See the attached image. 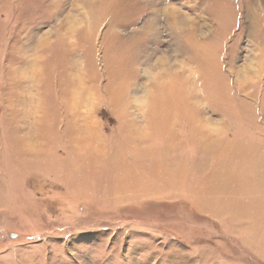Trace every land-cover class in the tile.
<instances>
[{"label": "rangeland", "instance_id": "obj_1", "mask_svg": "<svg viewBox=\"0 0 264 264\" xmlns=\"http://www.w3.org/2000/svg\"><path fill=\"white\" fill-rule=\"evenodd\" d=\"M105 1L0 0V264H264V0Z\"/></svg>", "mask_w": 264, "mask_h": 264}, {"label": "bare ground", "instance_id": "obj_2", "mask_svg": "<svg viewBox=\"0 0 264 264\" xmlns=\"http://www.w3.org/2000/svg\"><path fill=\"white\" fill-rule=\"evenodd\" d=\"M109 0H106L105 1V3L106 2H108ZM104 2V1H103ZM161 18V17H160ZM155 21V20H154ZM158 21V20H157ZM162 22V21H161ZM150 24H152V25H154V24H156V23H154V22H150L148 25H147V28L145 27V30H150V33L149 32H146V31H141V34L140 33H137L136 31H134L133 30V32L134 33H137L136 35H134V36H132V37H134V38H136L135 39V41H133L134 42V47L136 48L137 47V44H138V41L139 40H151V38L153 37L154 38V36L157 34V31L154 29L155 27H150ZM155 30V32H153ZM158 31H159V29H157ZM152 32V33H151ZM141 38V39H140ZM155 42V41H154ZM155 44H156V42H155ZM154 45V44H153ZM81 80V79H80ZM82 84V83H81ZM81 92H84L85 93V89H84V86H83V89H82V91ZM77 96H76V99L78 98V99H80V102H81V97H82V94L81 93H77L76 94ZM78 95H80V96H78ZM71 96L73 97L74 96V94L73 93H71ZM71 97V98H72ZM90 97V96H89ZM88 101V99L86 100V102ZM75 104V103H74ZM86 109H87V105H86V107H85ZM84 108V109H85ZM87 112L89 111V110H86ZM78 140V139H77ZM90 141V140H89ZM87 143V142H86Z\"/></svg>", "mask_w": 264, "mask_h": 264}]
</instances>
